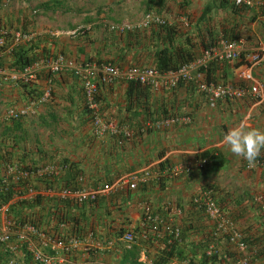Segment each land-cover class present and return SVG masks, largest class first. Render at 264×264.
Returning <instances> with one entry per match:
<instances>
[{"label": "crops", "instance_id": "0c3cea01", "mask_svg": "<svg viewBox=\"0 0 264 264\" xmlns=\"http://www.w3.org/2000/svg\"><path fill=\"white\" fill-rule=\"evenodd\" d=\"M218 1L0 0V30L6 34L0 48V68L8 69L19 53L31 61L60 54L75 63L154 67L156 53L167 44L166 37L153 25L136 28L142 15L153 12L168 26H174L173 30L180 28L169 38L173 44L186 37L196 41L199 14L207 5L216 7ZM260 5L259 0H250L241 6L257 13ZM256 19L247 31L238 32L242 56L264 43L262 18ZM206 66L209 81L245 90L257 86L260 97L245 94L240 99L215 101L184 83L171 89H152L133 88L116 80L99 85L97 93L100 118L117 130L112 135L95 133L84 107L81 81L70 72L39 69L36 78L25 86L0 79V115L10 107L20 109L36 100L48 85L51 89L46 102L36 104L26 116L0 121V181L6 177L8 167L29 171L23 183L10 182L16 193L10 208L14 205L23 214H35V229L44 237H28L37 250L55 254L62 264H87L91 260L104 264H156L162 240L167 237L156 239L136 228L143 208L148 207L151 216L165 223L166 229L179 228L176 248L194 253L195 259L199 257L198 245L211 239L207 247L218 251L217 259H229L227 263L231 264L232 260L235 263L244 258L247 264H264V257H256L257 248H250L253 253L250 250L244 255L223 241L213 242L211 237L222 233L215 231L203 208L197 212L189 209L193 197L216 187V196L233 204L227 209L234 220L228 218L236 230L253 225L254 232L260 227L261 214L253 205L259 206L258 199L264 196V171L258 167L246 169L247 161L231 154L223 137L241 121L264 130V62L250 65L243 57L229 61L217 56ZM161 121L164 124L158 126ZM214 156L220 160L211 167L204 166L203 159L211 164ZM260 158L264 161V150ZM201 161L204 163L200 166ZM46 166L58 170L54 174L39 173ZM173 166L188 171L168 178L165 171ZM141 176L145 178L143 182L138 181ZM77 177L82 178L81 183L76 182ZM122 178L135 183V188L128 189L127 184L114 186ZM79 186L109 190L92 204L58 198L59 190ZM29 187L46 188L53 195H26ZM240 198L244 201L238 204ZM57 205L68 224H57L52 217ZM8 209L9 206L6 217L10 220L13 213ZM71 217L77 220L75 224L70 223ZM70 229L84 243L110 245L94 248L88 254L82 252L81 246L66 253L52 252L44 246L46 238L53 240L54 232L67 235ZM18 232L25 234L11 225L7 241L0 243V264H36ZM125 232L133 238L128 246L120 240ZM88 233L90 239L86 238Z\"/></svg>", "mask_w": 264, "mask_h": 264}, {"label": "built area", "instance_id": "2783aa9c", "mask_svg": "<svg viewBox=\"0 0 264 264\" xmlns=\"http://www.w3.org/2000/svg\"><path fill=\"white\" fill-rule=\"evenodd\" d=\"M250 3V0H233V5L238 7L240 5H247ZM150 25L163 26L166 25V21L155 13H145L136 22V28H147ZM125 28L120 29L123 30ZM4 35L3 31H0V48L4 45ZM16 38L19 37L18 34L15 35ZM241 40L227 41L220 39L217 41L216 45L208 50L201 52L200 56L194 61L182 65L175 71H165L159 72L155 68L151 67H125L118 68L109 63H97V62H84V63H75L68 59H65L61 55L56 56H43L38 60H35L20 70H9L5 71L0 69V79L4 82L12 83H21L28 84L34 80L37 70L44 69L49 72H62L68 71L73 75L77 76L81 81L82 95L84 101V107L90 115V123L96 134L101 135L108 133L112 135L117 132L113 124L108 121H104L99 116V103L97 100V92L99 85H108L116 80H122L125 83H136L141 86L150 87L152 89H171L178 85V83L190 84L196 91L204 94L206 97H209L212 100H234L240 99L245 94H250L254 98H259L261 92L257 86H251L247 90L232 86L230 84L218 83L214 81H209L205 79L204 71L212 59L217 58V56L224 60H236L240 57H243V60L250 64L255 65L261 62H264V43L257 44L256 47L249 51L246 55L241 56ZM218 55H216V52ZM50 86L45 87L41 94L36 100H31L27 103L26 106L20 109H7L0 115L1 120H15L19 117L26 116L28 112L36 104L46 102L50 96ZM177 120V119H174ZM185 120V119H184ZM164 124V121L159 122L157 125L161 126ZM124 136H128V133H124ZM204 162H200V166ZM253 167L261 168L264 171V164L259 160L254 165H249L248 162L245 165L246 169H251ZM57 167L55 166H46L42 168L39 173L41 174H54L57 172ZM186 168H181L173 166L168 168L165 171V175L168 178L177 177L182 172H187ZM29 171L11 168L6 169V177L1 180L2 185L8 186L11 183H23L28 175ZM145 180L144 176L139 177L138 181L143 182ZM76 181L78 183L82 182L81 177H77ZM127 184L129 189H134L135 183H127L125 178L119 179L116 181L114 186H120ZM109 190L108 187L90 189L85 187H79L74 189H62L57 193V196L60 199H68L75 201L76 203H84L94 201L96 198L106 193ZM26 195H41V196H51L53 192L49 189L34 190L32 188L26 189ZM12 197L8 200L7 203L0 205V243H4L8 239L9 228L12 225L11 221L6 217L7 207L13 201ZM261 209L264 210V201L261 202L259 198ZM193 203H202V208L205 215L214 223L215 231L217 233L226 234L228 237V244L233 246L238 253H243L245 251L246 245L240 241L241 234L238 230L233 227L232 222L227 219L220 211L213 199L210 196L209 191L201 193L200 196L193 197ZM143 213L145 217L142 218L139 226L142 227L144 222H154L155 216H151L150 209L148 207L143 208ZM21 232L19 233V238L25 240V250L32 258V261L37 264H62L61 259H59L55 254L43 253L40 250H37L32 242L31 237L35 236L38 239H42L43 233H37V230L31 226L23 225L20 227ZM27 233L30 235H27ZM215 233V232H214ZM172 237L176 238L178 235V230L174 228L169 232ZM28 237V238H27ZM92 236L90 234L86 235V238L90 239ZM120 240L128 246L132 243L133 238L130 232H125L120 236ZM44 241V246L50 247L52 252H69L75 249L78 246H81L82 252L88 254L94 248H103L109 246V242H94V243H84V241L78 239L77 237L71 236L65 240H50L46 238ZM215 252L213 247H207L205 249V255L209 256ZM87 264H104L98 261H88ZM180 264H188V260L184 259ZM234 264H247V261L244 258L236 259Z\"/></svg>", "mask_w": 264, "mask_h": 264}, {"label": "trees", "instance_id": "16d2710c", "mask_svg": "<svg viewBox=\"0 0 264 264\" xmlns=\"http://www.w3.org/2000/svg\"><path fill=\"white\" fill-rule=\"evenodd\" d=\"M261 2V5L258 8V12L255 13L253 10H247L244 6H238L234 7L233 4H227L226 2H222V0L217 2L216 7H211L207 5L202 12L199 14V17L197 18V21L195 25L197 28L196 33V41H192L189 37H186L184 40H182L180 43L173 44L172 41L170 42L169 38L173 37V33L179 32L180 28H177L173 30L174 26H157L156 30L157 32L163 33V35L166 37V46L159 49V51L156 53L155 57V65L154 68L157 69L159 72H165V71H175L182 65H185L187 63H190L197 59L200 55L199 53L208 50L212 47H214L218 40L224 39L227 41H235L238 39L239 34L238 32L241 30L243 32L247 31L248 27L253 24L255 21H257V17L262 18L261 21L264 25V0H259ZM248 14V15H247ZM259 20V19H258ZM199 23V24H198ZM20 55L18 58L11 64L10 67L14 68L15 70H20L24 66L30 63L31 60H29L28 57L24 56L23 53H19ZM9 67V68H10ZM204 76L206 80H209L207 72L204 71ZM181 83H178V85ZM190 85V84H187ZM25 86V85H23ZM130 87L138 88L140 85L136 83H129ZM145 87V86H143ZM204 166L211 167L212 164H215V161L220 160L219 157H213L212 163H206V159ZM258 160H260L261 163L264 164V161L259 157ZM203 166V168H204ZM21 184V183H19ZM71 189H74V187H70ZM216 187L208 188L210 190V195L213 198V201L216 205V207L222 211V214L229 220L233 219L234 217L229 210L227 209L229 206L233 207V204L230 205V203L226 199H222L220 197L216 196ZM16 193L13 191V186L8 185H2L0 181V205L5 204L10 200ZM98 199H95L94 201H90L88 203L92 204L97 202ZM242 201H244L242 198L238 199V204H240ZM264 201V196L261 197V202ZM63 202V201H62ZM189 209L191 211H201L202 209V203H193L192 199L189 202ZM66 206V205H65ZM64 206V207H65ZM254 208L258 211H260V221H258V224L260 227L254 230V232L251 230L255 227L253 225L245 226L244 228H241L239 230L241 234V239L246 247L243 254L245 255L246 251L250 252L252 249L250 248H257L256 251V257H264V211L260 210V206L258 204L253 205ZM13 207V208H12ZM9 209L13 213V217L10 219L11 224L13 226L20 229L21 226L27 225L31 226L33 228H36L34 226V220L35 214L34 213H21L22 211L15 210V206L13 205ZM247 213V212H246ZM52 217L57 220V224H68L69 220L65 217L64 214L60 215V211L57 207L51 212ZM231 217L228 218V217ZM8 217V215H7ZM145 217V214L142 213V218ZM234 220V219H233ZM232 221V220H231ZM77 220L73 219L71 217L70 223H76ZM138 230H143L145 233H148L149 235L156 236V239L160 238L161 235H164L166 240L163 241V247L161 248L160 253L156 256L155 263L156 264H166L169 262V264H180L181 261L184 259H188V264H217V261H220L221 264H228L227 260L229 259H217V252L215 251L213 254L206 256L205 255V248L207 247L209 241L205 242L204 244H199L197 248V253L199 254L198 259H195L193 257V254L184 253L183 250L176 248L177 242L180 240V233L178 227L170 226V228H165V223H158L157 217H155L154 222H144V225L140 227L137 225L136 227ZM176 228L178 230V235L176 238L172 237L169 232ZM140 230V231H141ZM75 230L70 229V231L65 234H59L54 232L51 236L54 240H65L66 238H69L71 236H74ZM121 229L119 230V232ZM142 232V231H141ZM121 234V233H119ZM211 234V233H210ZM209 235V234H208ZM210 236V235H209ZM212 236V235H211ZM213 242H219L223 241L225 244H228L227 240L228 237L226 234H220L217 237L213 236L211 237ZM206 244V245H205ZM253 253V251L251 252ZM255 258V257H254ZM256 259V258H255ZM250 262V257H249ZM253 260V259H252ZM234 264V261L232 260V263Z\"/></svg>", "mask_w": 264, "mask_h": 264}, {"label": "clouds", "instance_id": "9594fccd", "mask_svg": "<svg viewBox=\"0 0 264 264\" xmlns=\"http://www.w3.org/2000/svg\"><path fill=\"white\" fill-rule=\"evenodd\" d=\"M231 3L233 4V0L231 1ZM145 13H148V12H145ZM150 13H153V12H150ZM153 26H156V25H153ZM0 31H2V30H0ZM5 35H4V37H5ZM237 40H240V39H237ZM241 54H242V52H241ZM57 55H60V54H57ZM46 56H56V55H46ZM31 62H33V61H30V63ZM129 67H132V66H129ZM151 68H154V67H151ZM11 69L15 70L14 68L11 67V68L6 69L5 71H9ZM120 69H122V68H120ZM218 83H220V82H218ZM223 144L227 145L228 150L231 152V154H233L234 156L243 158L245 161L248 162L249 165H254L257 162L258 158L260 157L262 150H264V130H261V129L256 128V127H252L247 122L241 121L238 125L230 128L226 132V134L223 137ZM79 187H76V188H79ZM127 188H128V185H127ZM64 189H71V188H64ZM207 191H209V190H207ZM61 200H68V199H61ZM142 213H143V210H142ZM74 237H76V236H74Z\"/></svg>", "mask_w": 264, "mask_h": 264}, {"label": "rangeland", "instance_id": "374dc122", "mask_svg": "<svg viewBox=\"0 0 264 264\" xmlns=\"http://www.w3.org/2000/svg\"><path fill=\"white\" fill-rule=\"evenodd\" d=\"M115 30H120V29H118V28H114ZM10 109H12L11 107H10Z\"/></svg>", "mask_w": 264, "mask_h": 264}]
</instances>
